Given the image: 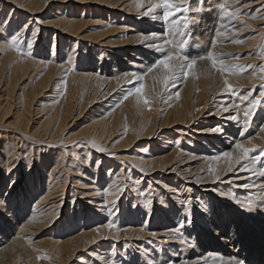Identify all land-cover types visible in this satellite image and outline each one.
<instances>
[{
    "label": "rangeland",
    "instance_id": "374dc122",
    "mask_svg": "<svg viewBox=\"0 0 264 264\" xmlns=\"http://www.w3.org/2000/svg\"><path fill=\"white\" fill-rule=\"evenodd\" d=\"M8 1L11 2L0 0L1 14L3 13L0 16V29L5 30L9 26L5 23L11 11L12 14L19 15L13 25L18 32L29 14ZM31 1H34L36 9L45 4L44 9L34 16L37 17V26L41 30H48V33H35L34 37H31V46H34L31 50L28 46L31 38L27 36L22 42L23 47L17 46L13 51L14 56L23 65L29 60L27 51H37L39 54L41 51L47 55L46 58H50L55 41L56 64L62 66L63 70L58 73L59 76H52L47 91L37 98L35 93L32 94V90L43 71L34 73L29 70V75L19 78L18 75L12 74L8 67L5 69L0 66V100L2 102L5 99V89L7 93L11 92L10 101L16 100V106L19 105L18 101H25L27 106L29 102L33 103L30 104V110L36 108L37 111L31 115L30 126L34 129L38 122L45 124L49 110L60 105L66 93L71 92L73 98L69 116L72 120L69 118L64 130L54 137L53 142H48L49 140L43 141L40 135L30 136L29 133L24 135L14 132L15 129L7 125L13 120L10 113L0 119V153H6L9 159L13 158L11 155H15L12 166L17 165L18 174L26 176L23 182L28 176L30 180L35 177V181L26 186L24 200H27V197H41L45 195L46 189H50L49 192L58 191L48 198L56 197L55 200H48L50 203L62 199L66 204L55 211L58 214L54 213L51 217L56 218L53 223L37 231L27 246L2 252L0 264H190V261L198 257L197 251H205L202 244L205 232L218 227L219 220L224 218L229 220L230 228L220 227L221 234L231 235L230 246L236 250L233 257L238 261L244 260L246 264H257L255 261L264 259V192L260 191L264 185V175H261L264 171V155L261 154V149H264V96L260 95L264 91V0H188L182 5L188 8V11H177L167 22L162 19V9L154 10L152 15L143 14L152 3H159V0H124L126 3L132 1L124 8L126 10L122 8L123 4L110 7L111 10L105 8L101 4L102 0ZM221 4H224L225 10H221ZM197 8L200 11H196ZM55 12H59L66 20L74 19L84 25L77 32L48 28L44 23L50 21L53 14L57 15ZM158 12L161 21L156 26H160L161 31L166 30L164 37L170 46L173 45L170 47L171 51H180L188 60H196L191 74L185 78L182 71H176L175 80L170 81L165 88L161 83L162 77L151 84L146 79L151 72L139 70L135 78L120 79L109 90L107 85L88 92L86 96V86H81V82L75 81L81 72H87L84 66L88 67L90 72L97 73L99 69L104 73V70L110 72L114 67L118 70L119 63L126 65L127 62L121 60L132 49L128 39L131 31H134L132 29L144 31L140 27L146 26V23L152 20L149 16L158 15ZM185 17L188 18L187 25ZM174 20L177 23H173ZM168 34L170 37L174 36L170 38ZM208 52L218 54L216 58L223 60L231 72L221 74L218 71L216 74L217 70L211 69L214 74L205 70L204 66L209 65L211 61L201 60L199 57L207 56ZM167 53L155 49L136 57L141 58L149 69ZM1 56L3 58L0 52ZM45 60L49 62L50 59ZM126 68L133 67L127 65ZM194 70H197L196 74L193 73ZM102 73L98 75L102 76ZM106 78H113L114 81L117 79L112 74L106 75ZM225 79L233 86L232 91L225 89ZM141 85L144 96L147 97L149 93L150 98L154 100L147 97L151 103L144 107L150 115L148 114L149 117L145 122H141L142 124L134 114L138 96H128L129 92L135 93V89ZM203 86L207 88L206 93L201 88ZM177 92L179 97L176 96ZM189 93L194 98L199 96V99L202 95V99L188 110L191 116H186L184 121H181V118L180 123L171 126V119L172 122L176 119L172 117L171 110L174 111ZM125 96H128V99L125 100ZM245 96L248 99H243ZM253 100L256 101L254 105L251 104ZM139 102L143 103L142 100ZM225 107L229 109L227 112L224 111ZM245 112H249L247 119ZM115 113L122 116V121H119V127L122 128H114L112 123L107 126L109 130L100 127L96 131L90 130L88 135H82L83 129L97 121L103 125L102 122H107ZM231 115L237 116L238 119H228ZM152 116H155L156 129H160L165 123L163 129L151 138H140L147 132V128L152 126ZM128 118L131 119L130 122ZM209 128H217L219 131ZM134 132L136 136L138 134L135 141L130 144L127 140L125 144V139ZM18 136H22L21 141ZM237 144L242 147L237 148ZM99 148L104 151H99ZM243 149L249 150L247 156H244ZM233 150L244 156L240 164L230 162L232 157L223 156L225 152L232 154ZM240 155L237 158L241 157ZM163 156L168 157L165 161L167 166L160 167L161 169L153 174H147L149 167H146V162ZM215 156H220V159H212ZM32 159L36 160L35 163L31 162ZM60 160L63 161L62 169L57 166ZM218 162H221V167H217ZM30 163L33 165L29 175L24 174ZM39 163L47 164L45 174H40L37 170ZM229 165L232 170H229ZM241 165H246L248 170H242ZM209 168L215 169L220 180L214 179ZM2 170L0 167V171ZM0 180V199L7 201L8 196L3 197L2 194L8 192L7 184L12 180L2 177L1 174ZM5 181L6 184L3 185ZM23 182L21 180L19 184L22 186ZM63 184L65 188H61ZM89 184L97 187L96 193L100 194L97 200L100 199V203L112 207L109 213L103 210L104 214H98L92 210L94 207L90 206V203H85L90 199L85 198L88 195L81 189ZM245 184L249 187H243ZM249 199L253 201L251 209L243 208L241 203L237 202H246ZM32 203L33 201L29 204L30 208ZM89 213L98 214L99 220L84 226V230L88 226L90 228L87 231L107 225V234H103V238L89 250L86 248L75 253L76 249L66 256L65 251H59L57 246L51 244L57 240L64 241L79 231V228H82V220L88 218ZM189 219L191 223L187 222ZM181 222L184 227L180 233L173 235V230L178 228ZM15 223L8 225L1 220L0 240L2 236L6 237L3 228L6 226L9 233L13 232L19 225ZM109 224L114 226L109 228ZM251 230L254 234H251ZM235 235H244L245 244L243 245ZM257 242H262V245L257 246ZM252 247L256 248L257 255L251 253ZM69 255L72 256L71 260ZM220 255L223 258L226 253ZM193 264L210 263L209 260L201 259Z\"/></svg>",
    "mask_w": 264,
    "mask_h": 264
},
{
    "label": "bare ground",
    "instance_id": "6f19581e",
    "mask_svg": "<svg viewBox=\"0 0 264 264\" xmlns=\"http://www.w3.org/2000/svg\"><path fill=\"white\" fill-rule=\"evenodd\" d=\"M5 1L7 2V0H4V2ZM10 1L11 2L8 1L10 4H12V3L15 4L17 8H20L21 10L27 12L29 14V16L26 17V21L23 24L22 29L17 32V30H15L13 25H14L16 19L19 18V15H17L18 13H14L15 14L14 15L10 11V15L6 19V23H5L6 25L9 24V26L5 30L0 29V52L3 55V58H2V56L0 57V58H2V60L0 61V64H1L0 66H3L5 69H6V67H8L11 70V73L14 75L15 74L18 75L19 78H24L25 76L29 75V73H30L29 70L34 71V73H37L40 70L43 71V73L39 76L40 77L39 80L36 82V85H34L33 90H32V94L35 93L37 98H40L41 94L47 91V86H48L49 82L51 81V79H53L52 76L54 74L56 75V74L60 73L63 70L62 66L56 64L57 61L55 60V57H57V54L55 51V41H53V45H52L51 52H50V58H46L47 55H45V53H43L41 51H39L40 54L37 53V51H34V52L27 51L28 55H29V60L25 61L24 65L22 64V62L17 57L14 56L13 51L15 50V48L17 46L23 47L22 42L27 39V36H28V38H31L32 36L34 37V34L35 33L39 34V31L40 32L45 31L46 34L48 33V30H41L37 26V24H36L37 17L34 16L35 14H39L40 11L44 9L45 4L42 5L40 8L36 9L34 6L35 5L34 1H31V0H10ZM111 1H113V2H111ZM130 2H132V1H130ZM130 2L128 3V1H127V3H126V1L124 2V0H102L101 4H103L105 8H109V9H110V7L113 8V6H117V5L120 6L123 4L122 8H123V10H126L124 8H127L130 5ZM1 9H2V6L0 4V16L3 14V13L1 14ZM127 11H131V10H127ZM134 11L136 12V9ZM134 11H132V12H134ZM55 13L57 15L53 14L51 16L52 18L50 17V21L44 23V25L47 26L48 28L61 29L62 31H68L70 29L72 32H77L84 25V23H82L80 21H74V19H67L66 20L65 18L60 16L59 12H55ZM159 16H160L159 12H158V15L149 16L150 18H152V20H149L150 22L146 23V26L140 27L144 30L142 32H139V29L138 30L132 29L134 31H131L132 34H130V36L128 37V39L130 41V46H132V49L130 52H127V54L125 55L126 57H124L121 60L122 62L126 61L127 62L126 65H124L123 63L122 64L119 63L118 64L119 65L118 70H117V68L114 67V68H112V70L110 72L104 70L103 71L104 73H102L99 69H98L97 73L90 72L89 71L90 69L88 70V67L84 66V70H87V72H86L87 74L84 72H81V74L79 76L77 75L78 77H76L75 81L81 82V86H83V85L86 86V90H85L86 96H87L88 92L91 93L92 90H94V89L96 90L97 88H100V87H106L107 85H108L107 90H109L112 87V85H114V83L117 82L118 80L120 81V79L125 80L126 78H128V79L129 78H135L139 70L140 71H143V70L147 71L148 70L147 66L142 62L141 58H138L136 56H141L143 54H146L147 52H153L155 49H160L162 51H167V52L171 51L170 47H172L173 45L171 44V46H170V44L167 42V39L164 37V35H165L164 31H166V30L161 31V27L156 26L161 21ZM13 20H14V22H13ZM217 20H218V18H217ZM9 22H11V23H9ZM174 26H176V25H174ZM147 27H150V29H147ZM133 32H135V33H133ZM181 32H182V30H181ZM153 34H155V35H153ZM171 34H173V33H171ZM13 36L16 37V42L14 45L12 44V41H11V37H13ZM168 36H169V34H168ZM172 36H174V35H172ZM172 36L171 37L169 36V37L172 38ZM175 37H173V38H175ZM32 40L33 39L31 38L30 41H28V46L30 44L31 45L33 44ZM36 40H38V36H36ZM171 43H173V40L171 41ZM32 47L34 48V46H31V47H29V49L31 50ZM145 49H147V50H145ZM40 50H41V48H40ZM32 53H33V55H32ZM71 54L73 55V53H71ZM31 56H33L35 59L34 58L31 59L30 58ZM214 56L217 57L218 54H214ZM129 57H132V59H129ZM133 58H136V59H133ZM45 59H50V60H49V62H46ZM58 59H60V58H58ZM210 64H211V62H210ZM210 64L205 65L204 69L210 70L211 73H214L212 70L215 71V69L212 67V64L211 65ZM127 65H130L133 68L128 69V68H126ZM200 69H198V70L200 71ZM196 71L197 70H194L193 73H195ZM101 73H102V76L98 75ZM217 73H218V71H216V74ZM109 74L110 75L112 74V76H116L117 79H115V81H114L113 78H110V79L106 78V75H109ZM163 75H164V70L162 68H156L153 70V72H151L147 76L146 79H148L149 83L154 84L158 81L159 78L161 79V77ZM58 76H59V74H58ZM58 76H57V78H58ZM178 77H180V76H178ZM206 81H207V79H206ZM85 83H87V84H85ZM205 83H203V84H205ZM26 86H28V85H26ZM205 86H203L201 88L204 89L203 91L206 93L207 88ZM1 88H2V85L0 86V89ZM6 88H8V87L6 86ZM145 88H146V83H145ZM4 91H6V93H5L6 96H5L4 100L2 99L3 103L0 100V106H1L0 107V114H1L0 119L7 117L11 113L10 116L13 117V120L11 121V123H9L7 125L13 127L15 129L14 132H20L24 135L29 133L30 136L40 135L41 138H43L42 139L43 141L49 140L48 142H53L54 137L58 136L64 130V128L68 125V123H69L68 119L71 117V116H69L71 113V100L73 98V95L71 92L66 93V95L63 97L62 103L60 105L57 104L58 106H53L49 110L48 120L45 124H43V122L42 123L38 122V123H36V125H37L36 128L33 129L30 126V122L32 119L31 115L37 111L36 108L33 110H30V104H33V103L29 102V106H27V103L25 101H18L17 100L19 105L16 106L17 105L16 100H14V102H16V104H14L13 101L12 102L10 101L11 97H12L11 92L7 93V90H5V89H4ZM190 93H192V92H190ZM190 93L187 94V96L185 95L186 96L185 99L181 100V102L175 107L174 111L172 109L173 107L171 108L172 109L171 110L172 111V113H171L172 117L174 116L176 118L174 120V122H172L173 119H171L172 120L170 122V123H172L171 126H173V124H177L178 122L180 123L181 121H184L185 120L184 118H186V116H188V117L191 116V115H189L188 110H190L194 104L199 103V101L202 99V95L199 99V96L194 98L191 96L192 94H190ZM145 95H146V93H145ZM0 96H2V95H0ZM146 96L149 99H151L152 101H154L152 99V97L150 98L149 93ZM203 98H204V96H203ZM12 104H14V105H12ZM153 104H154V102H153ZM12 106H13V108H12ZM144 106L145 105L143 103H140V102L139 103L137 102L136 105L134 106V110H135L134 114L137 116V119L140 121V123L145 122L146 118L149 117V115H150L149 113L146 112V109ZM43 111H44V109H43ZM114 111H116V110H114ZM36 114H38V112ZM45 114H47V113H45ZM121 118H122V116L120 114L115 113L114 116H112L110 119H107V122L104 120V122H102L103 125H101V123L97 121V123L88 126L86 129H83L84 131L81 133H82V135L85 136V135L90 134L89 133L90 130H91V132L94 130L96 131L100 127L102 129L106 130L107 126H109L108 124H112V123H114V128L120 129V128H122V127H119L120 126L119 121H122ZM181 118H182V120L180 121ZM70 119L72 120V118H70ZM150 119H151L152 126L148 127L147 132L144 133L140 138H151L153 135H155L157 132H160L163 129L162 126L165 123L162 126L159 125L160 129H158V128L156 129L155 116L150 117ZM130 121H131V119L128 118V122H130ZM222 126L226 127V125H222ZM214 127H215V125H214ZM107 130H109V129H107ZM209 130L213 131L212 128L211 129L209 128ZM22 134H19V135H22ZM137 136H138V134H137ZM137 136H136L135 132L132 133V135L129 136V138L125 139L124 143L127 144L126 141L128 140L127 142H130V144H131L132 142L135 141ZM19 138L21 141L22 136ZM165 142H166V144H168L167 141H165ZM224 144H226V143H224ZM164 148H166V147H164ZM30 153H31V149H30ZM13 154H14V152H13ZM238 155H240V153L237 150H235L232 153V156H231L232 161H230V162L234 163L236 161V158ZM14 156L15 155H11V158L12 157L14 158ZM13 158L9 159V157L7 158L6 153H0V167H1V169H3L2 171H0V174L2 175V177H5L7 179L12 180L7 184L8 192L5 195L2 194L3 197L8 196L7 201L0 199V222H1V220H3L4 222L8 223V225H11V224L16 222L19 225L16 226L15 229H13V232L11 231L10 233H9V231H7L6 226L3 228V230L6 234V237L2 236L3 240H2V238L0 240V241H2L0 244V245H2L0 248V256H1V253L4 252L5 250H16V248H18V247L27 246L29 244V242L33 239L32 237L36 235L37 231H40V230L44 229L45 227L47 228V226H49L53 223V221L56 218L53 217L54 219H52L51 217L53 216L54 213H55V215L58 214V213L56 214L55 211L62 208V206L66 204V203L64 204L62 199L57 200L53 203H50L48 200H55L56 197H53L51 199H48V198L51 196H54L56 193H58V191H54V190L49 192L50 189H46L45 195H42L41 197H38L36 199H33V197H27V200H24L25 199L24 198L25 197L24 191L26 190V186L32 184L35 181V177L32 178V180H30L31 178H30V176H28L26 178V181L23 182L26 176L21 175V173L18 174L19 169L16 170V168L18 167L17 165L12 166L13 165ZM167 158L168 157L163 156L160 158L149 159L148 162H146L147 163L146 167L147 166L149 167V170H148L149 172L147 171L148 172L147 174H153L154 172H157L160 167L161 168L166 167L167 164H165V161H167ZM34 161H36V160L35 159L31 160V162H34ZM220 163L218 162L217 167H221ZM62 164H63V161L60 160L57 164L59 169H62V166H63ZM107 164H109V163H107ZM32 165H33V163H30V165L28 166V169L25 170L24 174L28 173V175H29V171L31 170ZM46 167H47V164L46 165H40V163H39V165L37 164V170L39 171L40 174H45V171H46L45 168ZM58 179H59V177H58ZM21 180L23 182L22 186L19 184V183H21ZM0 183H1V180H0ZM2 184L5 185L6 181ZM21 187H22V190H21ZM85 187L86 188L81 189V190L85 191V194L88 195V197L85 196V198L90 199V200H86L85 203L88 202L87 205H89V203H90V206L94 207V208H92V210L98 214L100 212H103V214H104L103 210H105L106 212L109 213V211L112 207L110 208L109 205L100 203V201H99L100 199L97 200L98 199L97 196L100 195L99 193H96V192H98L96 190L97 187L90 185V184L88 186H85ZM61 188H65V184L61 185ZM61 191H63V190H61ZM61 191H59V192H61ZM89 191L91 192L90 194H89ZM260 191L264 192V185L262 186V189L260 188ZM0 192H1V188H0ZM33 192H35V191H33ZM173 193H176V192L173 191ZM17 194H19V195H17ZM0 196H1V194H0ZM91 198H93V199H91ZM8 199H10L9 202H8ZM32 201H33V203H32V206L30 208L29 204ZM54 203L58 204V205H55ZM50 205H52L53 207ZM48 206H50V207L47 208ZM45 208H47V209L44 210ZM97 215H93L92 213H89L88 218H85L86 220L85 219L82 220L83 222H81L82 224L80 225V227H82V228H79V231H77L74 235H72L68 239H65L64 241L63 240H57V242H52L51 244L57 246L59 251L60 250H62L63 252L65 251L66 256H68L67 253L70 254V252H72L76 249L77 250L75 251V253L79 252L80 250H83V249L86 250V248H88V250H89V248L92 245L96 244L98 241H100L103 238V234H107V231H106L107 225H102L101 227L96 228L95 230L87 231V229L90 228L88 226V228L86 230H84V228H83L84 226H87L88 224L89 225L93 224V223H95V221L99 220L98 219L99 216H97ZM46 216H50V217H46ZM110 217H111V215H110ZM46 218H51V219L46 220ZM160 225H161V223H160ZM78 227L79 226H77V228ZM220 227L230 228L229 220H226L225 218L220 219L218 227H215L211 231L205 232V235L203 236V240H202L203 241L202 244L205 248V251H203L202 249L200 251H197L198 257L194 258V260L190 261V264L200 262L201 259L209 260L210 264L212 262H213V264H215V263H218V264H236V262L238 260H236L233 257L236 254L235 253L236 250L233 249L234 247L230 246V242H231L230 236L231 235L226 236L225 234H221ZM169 229H171V228H169ZM251 234H254L253 230H251ZM235 237H236V235H235ZM236 238L237 239L239 238L241 240V243H243V245L245 244V240H244L245 236L244 235L240 236V237H236ZM236 242H237V240H236ZM2 243H4V244H2ZM6 243L7 244L9 243V244L6 246L5 245ZM255 244L257 246H260V245H262V242H257ZM237 245H238V243H237ZM239 245H240V242H239ZM249 245H251V244H249ZM247 246H245V248ZM216 248H219L218 250H222V252H219ZM209 249H213V251H211ZM238 249H239V247H238ZM33 252H31V254ZM220 253H226L225 257L222 258ZM251 253L254 255H257L255 247L251 248ZM72 255H73V253H72ZM67 258H69V257H67ZM71 258H72V256H70V260H71ZM249 259H253V257L252 258L249 257ZM65 260H67V259L65 258ZM255 262L257 264H264V259H262L259 262H257V261H255ZM179 264H181V262Z\"/></svg>",
    "mask_w": 264,
    "mask_h": 264
},
{
    "label": "snow or ice",
    "instance_id": "6c2138e0",
    "mask_svg": "<svg viewBox=\"0 0 264 264\" xmlns=\"http://www.w3.org/2000/svg\"><path fill=\"white\" fill-rule=\"evenodd\" d=\"M187 2H188V0H159V3H152L151 6L147 9V11L143 14L148 15L150 13H153L154 10H156V9H162L163 10L162 19L167 22V21H170L173 16H175L177 11H180V12L188 11V8L182 7V5L186 4ZM220 8H221V10H225L224 4H221ZM195 10L200 11L199 8H197ZM172 22L176 23L175 21H172ZM187 23H188V18L185 17V24L187 25ZM153 35H155V34H153ZM11 41H12V44L14 45L16 42V37L15 36L11 37ZM237 42H239V41H237ZM29 47H31V44L29 45ZM181 47H182V45H181ZM199 59H201V60L207 59V60L211 61L212 67L214 69H216L217 71L221 72V74H223L224 72H231V69L229 68V66L225 65L223 60H218L212 52H208L207 56H201V57H199ZM195 65H196L195 59L188 60V57L185 55H181L180 51H175V52L169 51L161 59L157 60L152 65V67L148 69V72H152L156 68H162L164 70V75L162 76L161 83L164 85L165 88H167V86L169 85V82L175 80V73L177 70L182 71L184 77L187 78V76L191 74V70L195 67ZM218 65H219V67H218ZM138 79H142V77H138ZM223 83L225 85L226 90H228V91L233 90V86L228 82V80L225 79ZM133 94L138 96V103L140 100H142V102L145 106H148L151 103L150 100L147 97H145L143 94V85H141V87L136 88L135 93L129 92L128 96H131ZM260 95L264 96V91H262L260 93ZM128 96H125L124 99L125 100L128 99ZM176 96L179 97V92L176 93ZM243 99H248V97L245 96V97H243ZM255 103H256L255 100H253L251 102L252 105H254ZM228 110H229L228 107L224 108L225 112H227ZM244 115H245L246 119L249 118V112H245ZM228 119L237 120L238 117L235 115H231L228 117ZM213 131H219V129H213ZM236 147L241 148L242 145L237 144ZM98 150L104 151L103 148H99ZM243 152H244V156H247L249 150L243 149ZM261 154L264 155V149H261ZM231 155L232 154L230 152L223 153L224 157H231ZM244 156L238 157L236 159L235 163L240 164L241 160L244 159ZM212 159L219 160L220 156L212 157ZM241 169L242 170H248L246 165H241ZM229 170H232L231 165H229ZM209 171L212 173L215 180H220V176L216 175V171L214 168H209ZM261 175H264V171L261 172ZM243 187L248 188L249 186L247 184H245V185H243ZM237 202L241 203V207L246 208V209H251L253 207V201L250 199L247 200L246 202H240V201H237ZM149 203H150V201H149ZM187 222L191 223V220L189 219ZM113 226L114 225H112V224L108 225L109 228H111ZM183 227H184V223L181 222L179 227L174 230L173 235H175L176 233H180V230ZM151 235L154 236L155 233H151ZM181 242L184 243L183 240ZM38 258L43 259L46 257H38ZM181 264H185V262H181ZM236 264H246V262L244 260H239L236 262Z\"/></svg>",
    "mask_w": 264,
    "mask_h": 264
}]
</instances>
